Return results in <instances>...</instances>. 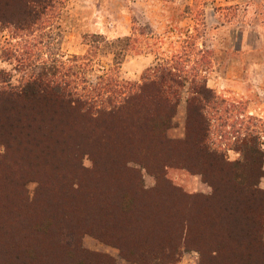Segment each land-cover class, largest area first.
<instances>
[{
    "label": "rangeland",
    "instance_id": "1",
    "mask_svg": "<svg viewBox=\"0 0 264 264\" xmlns=\"http://www.w3.org/2000/svg\"><path fill=\"white\" fill-rule=\"evenodd\" d=\"M21 2L0 0V264H215V246L226 261L245 226L229 211L247 203L232 183L264 190V0H52L18 23ZM162 65L185 84L171 152L127 136L91 147L48 113L51 138L7 132L24 112L10 113V89L70 68L80 86L108 70V82L142 84ZM193 79L218 98L211 142L231 176L200 175L185 146Z\"/></svg>",
    "mask_w": 264,
    "mask_h": 264
},
{
    "label": "trees",
    "instance_id": "2",
    "mask_svg": "<svg viewBox=\"0 0 264 264\" xmlns=\"http://www.w3.org/2000/svg\"><path fill=\"white\" fill-rule=\"evenodd\" d=\"M51 1L24 0L23 3L21 2L23 5L15 21L26 23L36 15L33 5L45 3L50 5ZM86 59L83 56L72 57L74 63ZM89 64L90 60L86 67ZM160 67L161 69L156 72L157 75H152V78L144 76L142 84H127L117 80L108 82L107 78L111 76V71L108 70L104 74L105 78L100 77L94 84L85 80L83 86H80L75 78L68 80L70 76L76 74L70 72V68V70L59 72L56 78L34 79L26 83L18 90L19 92L10 89L7 93L13 105L9 110L10 113H16L15 109L21 108L18 111L24 112H20L23 115L17 119L16 123L24 121L31 126L25 129L21 125H12L10 117V123L6 125L7 132L13 137L16 136L15 131L22 134L32 130L35 137L51 138L54 128L49 127L46 130L45 125L40 122L48 113L52 123L55 124V121L60 123L56 125L60 133L69 129L71 136L76 134L79 128L82 130L81 134H84L83 142L91 147L102 146L107 142L118 146L121 138L127 136L134 144L149 146L158 152L164 149L171 152L175 142L168 140L166 132L171 128V122L178 106V94L185 84H180L173 79L175 77L173 68L163 65ZM187 92L189 97L186 100L185 129L188 142L185 146L191 149L197 171L202 176H206L211 171L219 174L229 173L231 176L233 171H230V167L228 168L226 162L222 160V153L211 142L213 129L208 110L217 106L216 94L207 87L205 82L200 84L194 79L190 81ZM31 134H25L26 138L21 140L20 144L30 145L31 142L28 141ZM229 146L233 147V145ZM155 155L165 157L164 154L157 152ZM171 159L169 156L167 161ZM113 160H115L114 157ZM172 161H176L175 158ZM232 185L234 189L230 190L231 193L241 189L247 197L244 200V202L247 201L244 209L239 210L234 207L229 211L231 215H233L232 212L239 211L244 218L245 226L242 227L241 234H238V238L242 241L229 250L230 256L226 258V261L225 259L220 260L224 254L222 247L215 246L214 252L219 260L215 264H264L262 239L264 235V190L243 188L235 183ZM252 196L260 198L258 208L254 211L251 207L254 204L251 203ZM225 211H228V208Z\"/></svg>",
    "mask_w": 264,
    "mask_h": 264
}]
</instances>
